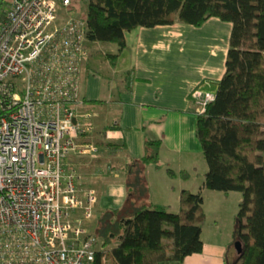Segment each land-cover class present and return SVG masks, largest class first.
Returning <instances> with one entry per match:
<instances>
[{
    "label": "built area",
    "instance_id": "obj_1",
    "mask_svg": "<svg viewBox=\"0 0 264 264\" xmlns=\"http://www.w3.org/2000/svg\"><path fill=\"white\" fill-rule=\"evenodd\" d=\"M71 0H10L0 25V264H92L100 242L86 226L96 192L85 187L81 140L96 128L77 104L86 60L84 21L53 22ZM196 111L211 92L194 90Z\"/></svg>",
    "mask_w": 264,
    "mask_h": 264
},
{
    "label": "trees",
    "instance_id": "obj_2",
    "mask_svg": "<svg viewBox=\"0 0 264 264\" xmlns=\"http://www.w3.org/2000/svg\"><path fill=\"white\" fill-rule=\"evenodd\" d=\"M9 3L0 0V25ZM212 16L229 22L230 32L225 70L215 80V91H204L213 98L196 117V135L207 162L203 184L241 193L237 214L245 219L246 230L239 234L242 249L231 264H264V0H88L85 18L65 19L85 22L84 65L90 57V41L115 43L104 50L113 64L126 45L127 31L175 22L201 25ZM78 95L83 101L77 106L83 111L89 106L80 85ZM101 142L104 147H124V142ZM159 143L149 140L148 151L139 160L154 161ZM128 203H134L131 196ZM117 209H102L94 219L92 232L100 245L92 264L182 262L204 248L201 230L206 213L200 189H182L177 210L145 203L126 215H119Z\"/></svg>",
    "mask_w": 264,
    "mask_h": 264
},
{
    "label": "crops",
    "instance_id": "obj_3",
    "mask_svg": "<svg viewBox=\"0 0 264 264\" xmlns=\"http://www.w3.org/2000/svg\"><path fill=\"white\" fill-rule=\"evenodd\" d=\"M229 32V22L216 16L201 25L183 22L140 25L126 32V45L115 63L108 60L112 69L106 76H99L98 70L90 65L92 52L88 46L90 57L82 67L79 85L80 94L87 100L86 105L94 112L97 127L81 140L97 144L99 151L83 156L78 169L86 170L84 186L94 189L88 184L87 172L101 173L98 163L103 161L100 154L104 155L115 182H108L111 183L110 192L102 204L103 209L118 208L121 214L126 215L133 211L135 205L145 203L162 204L177 210L182 189H200L205 216L211 219L205 203L207 195L212 197L222 193L215 202L216 209L223 206L221 202L225 203L226 197L239 196L231 190L215 192L203 184L207 162L196 135L197 112L190 95L193 88L215 91V80L225 70ZM112 47L106 46L105 49ZM124 54L127 63L118 66V60ZM128 68L133 69L128 71ZM117 71L120 77L114 81L112 74ZM107 139L117 144L124 142V147L116 144L115 148L104 147L101 141ZM157 139L160 141L157 158L140 161L148 151V141ZM95 157L100 160L94 161ZM195 173L199 174L198 177H194ZM130 196L133 204L128 203ZM94 208L98 213L96 219L101 211L97 209L96 202ZM217 214V210L212 212L214 217ZM94 219L87 220L88 230H92L90 224ZM208 223L205 224L204 220L201 230L202 251L187 255L182 262L161 260L151 264L233 263L236 259L227 260L230 243L205 238Z\"/></svg>",
    "mask_w": 264,
    "mask_h": 264
},
{
    "label": "rangeland",
    "instance_id": "obj_4",
    "mask_svg": "<svg viewBox=\"0 0 264 264\" xmlns=\"http://www.w3.org/2000/svg\"><path fill=\"white\" fill-rule=\"evenodd\" d=\"M87 2L88 0H72L70 5H64L60 4L58 7V16L55 18V21L53 22L55 25L63 24L66 19V16H75V17H81L86 14V8H87ZM57 19V20H56ZM103 44L104 47H102ZM115 43L112 42H103V41H96V42H88V46L92 52V57L90 61V65L98 70V75H104L106 76L110 69H112L108 63V58L104 57V50L107 46H115ZM101 47V48H100ZM119 64L118 66L125 65L127 63V57L124 54L120 60H118ZM117 66V64H116ZM100 76V75H99ZM112 76L115 79H112L114 81L118 80L120 77L119 71L116 73H113ZM80 79V78H79ZM196 102V100H195ZM197 104V103H196ZM94 120V119H93ZM97 127V125H96ZM94 130V129H93ZM98 153V152H97ZM102 157V163H98V165L101 167L98 169L100 170L97 174V171L94 170H88L87 174L89 176L88 184L92 185L94 189L96 190V206L99 211L103 209L102 204L104 201H107V193L110 192V185L111 183H108L109 181L115 182V177L112 173H110L107 169V162L105 160V157L103 154H100ZM94 161L100 160V158L95 157L93 158ZM92 159V161H93ZM103 170V171H101ZM84 173L86 170H83ZM103 173V174H102ZM102 177L100 178V176ZM198 173L194 174V177H198ZM87 176V175H86ZM99 176V177H98ZM91 178V179H90ZM100 178V179H99ZM93 179V180H92ZM208 188V187H207ZM215 192H221L222 190H216L213 189ZM233 192H237L239 196H234V198L231 196L230 199L227 197L225 198V203L221 202L223 206H221L220 209H216L214 207L216 200H218L222 193H219V195H213L212 197L207 195L206 196V207L209 209V214L211 219L206 218L205 216V224L209 221V227H208V234L205 236V238L208 237V239L214 241V242H220V243H230L231 249L229 250L227 254V260L234 261L237 259V249L235 246L236 240H239V234L240 232H243L246 230V227L243 225V222H245V219H240L238 217V207H239V199L241 198V193L239 191L231 190ZM224 192V191H222ZM99 194V195H98ZM224 194V193H223ZM95 206V204H94ZM217 210L218 214L216 217L212 215V212H215ZM96 211V210H95ZM118 211V209L116 210ZM110 213L112 216L116 215V212L113 214L110 211H107V214ZM118 214H121L120 211H118ZM98 215V213H94V218ZM117 216V215H116ZM93 218V219H94ZM97 225V224H96ZM89 226V224H88ZM90 227L92 229L93 226L90 224Z\"/></svg>",
    "mask_w": 264,
    "mask_h": 264
},
{
    "label": "bare ground",
    "instance_id": "obj_5",
    "mask_svg": "<svg viewBox=\"0 0 264 264\" xmlns=\"http://www.w3.org/2000/svg\"><path fill=\"white\" fill-rule=\"evenodd\" d=\"M195 89H196V88H193V90H192V92H191V93H192V96H193L194 106H196V102H195L196 97H195L194 94H193ZM204 91H205V90H202L203 93H205ZM204 95H205V94H204ZM196 112H198V111H196ZM199 112H200V111H199ZM86 141H88V140H86ZM92 154H95V153H92ZM82 158H83V157H82ZM80 164H81V163H80ZM77 166H78V165H77ZM95 202H96V200H95ZM94 210H95V208H94Z\"/></svg>",
    "mask_w": 264,
    "mask_h": 264
},
{
    "label": "water",
    "instance_id": "obj_6",
    "mask_svg": "<svg viewBox=\"0 0 264 264\" xmlns=\"http://www.w3.org/2000/svg\"><path fill=\"white\" fill-rule=\"evenodd\" d=\"M235 246H236L237 251H241L242 247H241V241L240 240H236Z\"/></svg>",
    "mask_w": 264,
    "mask_h": 264
}]
</instances>
